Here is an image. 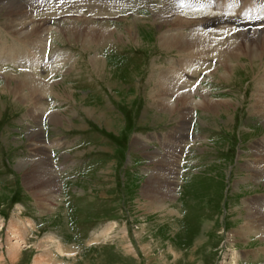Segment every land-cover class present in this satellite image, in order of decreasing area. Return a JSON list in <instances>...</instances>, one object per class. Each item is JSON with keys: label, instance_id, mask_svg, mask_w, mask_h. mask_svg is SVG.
Here are the masks:
<instances>
[{"label": "rangeland", "instance_id": "rangeland-1", "mask_svg": "<svg viewBox=\"0 0 264 264\" xmlns=\"http://www.w3.org/2000/svg\"><path fill=\"white\" fill-rule=\"evenodd\" d=\"M11 1L45 48L32 60L40 35L0 11V264H264V60L189 64L161 41L191 32L165 27V0ZM233 29L202 30L228 45ZM162 73L194 94L184 110L154 106Z\"/></svg>", "mask_w": 264, "mask_h": 264}, {"label": "bare ground", "instance_id": "bare-ground-1", "mask_svg": "<svg viewBox=\"0 0 264 264\" xmlns=\"http://www.w3.org/2000/svg\"><path fill=\"white\" fill-rule=\"evenodd\" d=\"M256 1L262 4V6L257 5ZM164 6L169 7V11L166 12V15H169V18L166 19V24H164L166 28L175 30L191 29V32L188 35H184L183 33L170 34L164 36L161 41H163L165 46H167L169 49H176L177 52L180 53V56L188 57L189 64H191L190 62H196L197 60L199 63L205 64L206 59H201L200 56H205L207 59L208 57H216L217 59L219 58L218 60H220V65L221 68H223L224 73H227L229 69L232 68L229 63H231L232 60L234 61L242 58L243 54H246L251 58L260 59L261 61L264 60V30H262L264 29V0H172L171 2L170 0H165ZM171 7H174L175 9H172ZM100 9L103 8L101 7ZM0 11L4 13L3 16L6 19L4 28L9 30V33H14L19 37L24 36L22 38H25V41H28L32 35H40V33L43 34L44 25H33V22L28 20L30 19L31 15L29 13L27 14L23 7L19 6L15 2L11 0H0ZM232 13H234V15ZM172 15H177V17L175 16V18H173ZM259 27L262 28L259 30ZM212 28H216L217 31L218 29L221 31H228L235 28L236 36L238 33L239 37L234 38L237 40L243 38L244 42L241 40L243 43H241L240 46L239 44L236 46V43L234 42L236 39L232 38V36L231 38L234 39V44H232V40V43H228V45H225L227 43H224L223 41L220 42L212 40L211 38L213 35H209V37L202 30ZM251 29H254L256 33L246 32ZM69 33L71 37L76 36L79 39L84 36L86 39L85 42L88 43L93 41L95 43V41L99 38L98 35L102 34V32L99 31H88V29L80 30V28L77 27H72V29L69 30ZM221 35L225 36L226 38L228 36L230 37V35H225L224 32H222ZM248 35H251L252 37L248 38ZM104 36L103 38H105ZM35 40L36 41L33 43L34 45H32V53H30L32 60L40 59L45 48V40L43 35L38 36ZM221 44L224 46L221 47ZM197 57H199L200 60L196 59ZM187 66L190 67L189 65H186V67ZM162 74L157 77V81L153 86V94L151 95V99L153 100L154 106L157 108H160L161 110L164 109L167 112H172L173 108H180L182 107L180 106L182 103H187L189 98L193 97L194 94H192V96L189 94V92L184 91V87H182L183 85L178 83L179 79H175L168 74ZM179 75L180 79L185 77V82L186 80L188 81L191 79L190 75L187 73L185 74V70L179 73ZM26 88L29 89V96L25 97H27L32 103H35V101L39 103L41 95L47 94L48 90V87L39 83L37 79H29L27 77L26 80L17 84L15 87L18 92L24 91ZM178 91L180 93H178ZM171 98L175 99L176 105L169 106V104L166 102ZM201 104V107L209 112H214L215 109L221 106L218 105V103H212L207 97L204 96H202ZM256 105H261V107L258 106V108H260V111L264 113L263 100ZM180 110L184 109L180 108ZM187 112L188 111L185 113Z\"/></svg>", "mask_w": 264, "mask_h": 264}]
</instances>
